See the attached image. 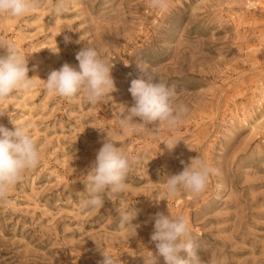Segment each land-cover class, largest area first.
<instances>
[{"label":"rangeland","instance_id":"rangeland-1","mask_svg":"<svg viewBox=\"0 0 264 264\" xmlns=\"http://www.w3.org/2000/svg\"><path fill=\"white\" fill-rule=\"evenodd\" d=\"M55 4L39 0L24 17L0 15V41L20 49L36 80L30 92L0 101V124L31 123L40 152V163L0 200V264H103L102 249L117 264H147L157 251L158 212L188 221L202 264H264V0H168L163 12L150 0H68L62 15ZM87 46L113 65L116 90L97 104L83 92L49 93L48 74L78 67ZM152 71L188 113L173 131L137 124L129 135L121 113L135 104L131 82H147ZM172 137L180 140L170 149ZM107 138L138 162L123 193L82 211L86 177ZM197 156L217 174L198 195L169 196L167 176ZM122 208L137 210L136 233L119 228Z\"/></svg>","mask_w":264,"mask_h":264},{"label":"clouds","instance_id":"clouds-1","mask_svg":"<svg viewBox=\"0 0 264 264\" xmlns=\"http://www.w3.org/2000/svg\"><path fill=\"white\" fill-rule=\"evenodd\" d=\"M150 5L161 12L169 6L168 0H150ZM39 6V0H0V15L24 17ZM54 11L57 15L68 12V0H56ZM64 40L68 43L70 37L65 35ZM0 48L6 49V54L0 55V101L16 92H30L36 87V80L28 76L27 58L13 43L0 41ZM53 53L58 54L59 50ZM75 58L78 67L65 63L59 70H52L48 74L44 81L49 93L73 98L83 92L90 104H97L116 90L111 76L113 65L101 59L96 49L87 46L77 52ZM156 77L152 71L147 82L142 78L131 82L129 91L135 104L121 113V126L129 135L140 130L137 124H158L157 128L163 125L173 131L184 122L188 108L176 106L175 90L160 79L153 82ZM5 113L0 111V116ZM134 118H139L140 122ZM11 122L13 130L0 124V200L7 199L9 191L23 180L24 173L40 163V152L31 134L33 125ZM179 140L172 137L165 144L171 149ZM115 142L107 138L97 153L95 165L86 177L88 199L81 202L82 211L103 208L105 194H120L127 188L128 174L138 161L117 147ZM181 163L184 164L183 161ZM217 172L200 156L191 158L181 172L167 176L166 191L169 196H175L181 189L198 195L206 189L210 177ZM118 215L119 228L136 233L139 225L132 221L137 216V210L122 208L118 210ZM153 219L155 224L151 240L155 242L157 251L155 254L151 252L147 264H159L160 257L165 264H202L198 256L199 244L193 240L184 217L158 212ZM182 252L186 253V258L181 255ZM102 255L103 264H117L113 254L102 249Z\"/></svg>","mask_w":264,"mask_h":264}]
</instances>
